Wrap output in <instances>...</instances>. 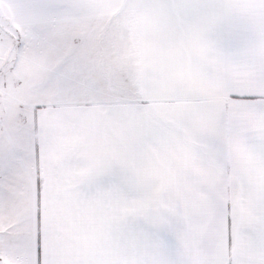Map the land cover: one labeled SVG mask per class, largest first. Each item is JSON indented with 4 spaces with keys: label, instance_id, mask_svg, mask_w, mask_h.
Instances as JSON below:
<instances>
[{
    "label": "snow or ice",
    "instance_id": "obj_1",
    "mask_svg": "<svg viewBox=\"0 0 264 264\" xmlns=\"http://www.w3.org/2000/svg\"><path fill=\"white\" fill-rule=\"evenodd\" d=\"M0 264H264V0H0Z\"/></svg>",
    "mask_w": 264,
    "mask_h": 264
}]
</instances>
